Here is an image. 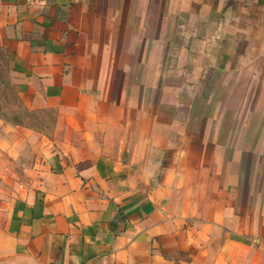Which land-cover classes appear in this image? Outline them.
I'll use <instances>...</instances> for the list:
<instances>
[{
	"label": "crops",
	"instance_id": "obj_1",
	"mask_svg": "<svg viewBox=\"0 0 264 264\" xmlns=\"http://www.w3.org/2000/svg\"><path fill=\"white\" fill-rule=\"evenodd\" d=\"M0 49L55 112L0 118V264H264V0H0Z\"/></svg>",
	"mask_w": 264,
	"mask_h": 264
},
{
	"label": "rangeland",
	"instance_id": "obj_2",
	"mask_svg": "<svg viewBox=\"0 0 264 264\" xmlns=\"http://www.w3.org/2000/svg\"><path fill=\"white\" fill-rule=\"evenodd\" d=\"M255 80V84L245 86V89H249L248 91L242 92V95L245 97V104H250V106L256 104L259 96L260 98L262 97V93H260L259 90L264 83L263 71H260V74L255 77ZM22 101L23 100L19 97L16 90L14 76L10 69L9 58H7L6 53L0 49V118L6 120L9 124H13L16 131L22 130L21 127H16V124H19V126H28V128H32L36 131H44L50 134L54 127L55 112L53 110H30L24 106ZM248 110L250 111V116L248 115L247 117L251 118L253 115L252 112L264 111V108L241 107L238 109V117L242 120L243 117L246 116L245 113ZM229 111L232 112V109H229ZM259 115L260 114H255L256 118H254V122L250 123V126H248L250 127L249 133L256 134V137L264 132V123L262 122L264 117ZM232 126L235 128L236 124H231V127ZM18 133L22 134L21 132ZM256 142L257 140H251L249 146H252L251 144ZM28 154L27 156L22 157V162H25L26 165L33 161V157L30 159ZM29 159L31 161H28ZM21 163L17 162L15 174L17 178L27 180L30 176L24 171V168H21Z\"/></svg>",
	"mask_w": 264,
	"mask_h": 264
}]
</instances>
